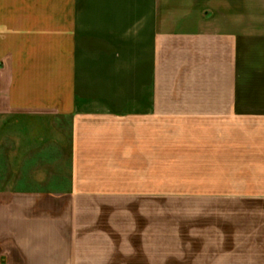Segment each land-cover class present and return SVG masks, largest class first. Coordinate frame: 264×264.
Returning a JSON list of instances; mask_svg holds the SVG:
<instances>
[{
  "label": "crops",
  "instance_id": "crops-1",
  "mask_svg": "<svg viewBox=\"0 0 264 264\" xmlns=\"http://www.w3.org/2000/svg\"><path fill=\"white\" fill-rule=\"evenodd\" d=\"M0 264H264V0H0Z\"/></svg>",
  "mask_w": 264,
  "mask_h": 264
}]
</instances>
